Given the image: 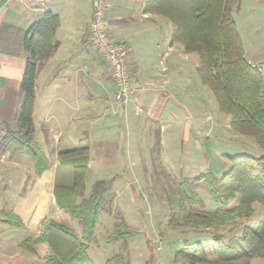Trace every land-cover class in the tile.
<instances>
[{
  "label": "crops",
  "instance_id": "obj_1",
  "mask_svg": "<svg viewBox=\"0 0 264 264\" xmlns=\"http://www.w3.org/2000/svg\"><path fill=\"white\" fill-rule=\"evenodd\" d=\"M96 1L7 0L9 6L0 8V28L4 25L20 30L11 34L8 44L0 45V142L8 127L17 129L15 117L22 101L21 83L28 56L22 46V31L48 11L57 14L60 20L56 32L59 47L40 67L35 82V141L49 166L38 174L33 158L16 151L14 145L0 150V264H27L26 260L32 257L17 254L19 248L33 255L40 248L49 250L46 243L37 244L35 252L22 245L40 235L42 223L51 219V213L58 215L52 219L65 220L60 211L63 209L56 202L55 187L71 184L69 173L60 171L67 165L62 164L59 152L77 148L73 146L75 135H85V140L79 138L80 144L84 143L79 147L89 148L87 174L93 171L96 175H107L99 180L115 181L137 173L135 168L130 174L118 172L123 163L121 147L125 134L137 133L141 126L152 121L160 126L163 143L164 132L173 127L178 130L191 115L189 106L176 103L170 87L175 69L185 68L194 53L185 52L181 43L172 38L173 27L167 17L145 10L148 0H111L107 13L109 33L130 49L134 89L126 105L116 100L111 74L87 37ZM74 54L73 71L72 64L67 63ZM57 65L63 66L67 74L62 72L58 76L54 72ZM123 115L125 121L121 119ZM188 130L192 135L189 128L183 134L189 136ZM135 139L131 149L139 148ZM48 153L56 160L54 167ZM60 174L64 183L58 182ZM10 213L20 218L22 226L8 221ZM24 230L33 231L34 236L20 240L16 232ZM43 244L47 247H42ZM46 256L47 252L43 257Z\"/></svg>",
  "mask_w": 264,
  "mask_h": 264
},
{
  "label": "trees",
  "instance_id": "obj_2",
  "mask_svg": "<svg viewBox=\"0 0 264 264\" xmlns=\"http://www.w3.org/2000/svg\"><path fill=\"white\" fill-rule=\"evenodd\" d=\"M239 0H148L145 10L161 14L172 24V38L187 53L199 56L197 71L202 82L216 96L222 112L229 114L233 128L252 136L262 147L261 156L248 154L229 156L231 165L221 177L200 174L194 182L205 184L217 207L211 211L194 210L202 199L191 190V182H182L178 190L181 199L170 215V223L184 222L196 227H220L238 224L242 217H251L253 203L264 205V75L260 67L246 58L243 41L234 18V8ZM60 20L57 14L46 12L41 20L22 31V46L28 53L21 83L22 101L15 120L17 129L7 128L0 142V150L12 144L15 150L35 161L37 173L48 168V159L35 141L33 109L35 82L40 67L59 47L56 37ZM11 34L19 32L8 28ZM13 32V33H12ZM62 164L73 169L71 185H57V205L72 218L82 223V236L74 229L55 219H45L42 231L36 238L23 242V248L35 252L39 243L49 246L50 254L44 264H94L88 253V241L94 236L105 197L112 191L114 179L97 180L88 197H83V187L89 170V148L77 147L59 152ZM239 199L236 205L232 201ZM8 221L22 226L15 214ZM179 223V222H178ZM109 241L128 238L130 228L122 223ZM176 224V223H175ZM177 226V225H174ZM220 238L213 237L216 260L210 261L199 242L179 252L191 264H250L257 256H264V220L259 227L246 225L239 237L240 250L234 253L222 248ZM229 245V244H228ZM112 264H124L119 256Z\"/></svg>",
  "mask_w": 264,
  "mask_h": 264
},
{
  "label": "rangeland",
  "instance_id": "obj_3",
  "mask_svg": "<svg viewBox=\"0 0 264 264\" xmlns=\"http://www.w3.org/2000/svg\"><path fill=\"white\" fill-rule=\"evenodd\" d=\"M4 5L9 6L7 0L0 1V8ZM233 14L247 60L260 67L264 75V0H239ZM11 37L8 27L3 25L0 28V45L8 44ZM67 54L65 56H68ZM192 57L185 68L175 69L176 76L170 87L176 103L181 102L191 110V115L186 117L185 125H182L183 128L180 125L178 130L174 127L168 128L163 134L166 138L163 143L160 126L152 121L141 126L139 132L124 136L121 147L123 163L118 167V172L130 174L135 168L137 173L115 179L112 191L104 199L94 236L87 242L88 253L94 264H112L110 260L115 256H119L124 264H191L178 253L197 242L204 245L208 259L215 261L214 236H224L220 238L222 248L234 253L240 250L239 237L243 227H259L264 220V205L254 202L253 215L240 218L238 224L211 228L196 227L184 222L180 217L176 218L179 223L174 222L177 226L170 223V215L175 210L173 206L181 199L178 188L182 182H191V190L196 191L202 199V203L191 207L192 209L214 210L217 204L212 200L205 184L194 182V177L205 173L221 177L231 165L229 156L263 154L262 147L252 136L239 133L233 128L230 115L221 111L213 91L200 78L196 67L198 54L194 53ZM70 60L72 61L67 65L72 64L74 71L75 54ZM54 72L58 76H61L62 72L67 74L63 66L59 65ZM121 119L126 120L124 115ZM188 128L191 129L192 135L189 130V136L183 134V130L186 134ZM197 129L201 134L199 137ZM80 137L85 140L84 134L75 135L74 147L84 144H80ZM195 137L199 140L195 141ZM134 138L138 149H131ZM48 154L51 167H54L56 160L51 153ZM60 171L69 173L72 184L73 169L64 166ZM100 178H107V175H96L93 171L87 174L83 197L91 194L95 182ZM58 182H65L61 179V174ZM238 200L237 198L232 201V205H236ZM60 211L65 217L64 223H61L74 229L81 237L82 223L63 210ZM50 216L58 217L56 212ZM122 223L131 229L129 237L109 241L110 236L123 225ZM32 228L35 229L33 226ZM16 236L24 240L34 236V232L18 231ZM42 247L47 245L43 244ZM46 252L49 255V250L43 251L40 248L38 254L33 255L21 248L16 249L17 254L26 258L32 257L26 260L27 264H44L47 256H43ZM250 264H264V256L252 258Z\"/></svg>",
  "mask_w": 264,
  "mask_h": 264
},
{
  "label": "built area",
  "instance_id": "obj_4",
  "mask_svg": "<svg viewBox=\"0 0 264 264\" xmlns=\"http://www.w3.org/2000/svg\"><path fill=\"white\" fill-rule=\"evenodd\" d=\"M111 0H97L88 25L87 37L100 55L116 87L115 98L126 105L134 92L132 83L131 54L129 47L112 38L107 24Z\"/></svg>",
  "mask_w": 264,
  "mask_h": 264
}]
</instances>
